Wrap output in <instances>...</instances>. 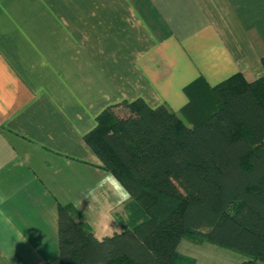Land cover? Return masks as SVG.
<instances>
[{
    "label": "crops",
    "instance_id": "crops-1",
    "mask_svg": "<svg viewBox=\"0 0 264 264\" xmlns=\"http://www.w3.org/2000/svg\"><path fill=\"white\" fill-rule=\"evenodd\" d=\"M262 56L264 0H0V264L58 255L59 204L97 239L106 211L123 231L110 190L84 196L111 173L84 140L104 109L141 99L183 117L231 76L258 78Z\"/></svg>",
    "mask_w": 264,
    "mask_h": 264
},
{
    "label": "trees",
    "instance_id": "trees-1",
    "mask_svg": "<svg viewBox=\"0 0 264 264\" xmlns=\"http://www.w3.org/2000/svg\"><path fill=\"white\" fill-rule=\"evenodd\" d=\"M260 66L191 99L183 117L141 99L104 109L84 140L132 193L123 231L101 243L59 204L58 255L45 264H195L182 238L264 264V56Z\"/></svg>",
    "mask_w": 264,
    "mask_h": 264
},
{
    "label": "clouds",
    "instance_id": "clouds-1",
    "mask_svg": "<svg viewBox=\"0 0 264 264\" xmlns=\"http://www.w3.org/2000/svg\"><path fill=\"white\" fill-rule=\"evenodd\" d=\"M111 182V183H110ZM108 189L111 191L112 196L115 198L117 205H125L133 199L131 191L119 181L118 178L112 173H108L106 177H102L95 186L90 188L85 194V197H90L92 202L96 199V193L98 190ZM115 219L110 217L109 212H104L99 219V227L101 236L98 237L99 242H103V238L110 236L113 230L117 229L111 226V222Z\"/></svg>",
    "mask_w": 264,
    "mask_h": 264
},
{
    "label": "rangeland",
    "instance_id": "rangeland-1",
    "mask_svg": "<svg viewBox=\"0 0 264 264\" xmlns=\"http://www.w3.org/2000/svg\"><path fill=\"white\" fill-rule=\"evenodd\" d=\"M116 112H118L120 115L126 114V110H124L122 108L116 109ZM181 241H182L181 244L183 242H187L190 245V248H189V250H187V252L193 253V255L198 257L197 264L200 263L201 259L203 261L208 260L210 262L219 263V264L220 263L221 264H239L240 263L239 260L245 258V256L242 254L236 253L235 251H232L230 249H227V248H224V247H221L218 245H215V247H212L213 248V249H211L212 251L208 252L210 250L208 249L207 245H204V243H207V242L197 243V242L190 241L186 238H182ZM208 244H211V243H208ZM212 245H214V244H212ZM214 248H221V250H222L221 253L217 252V250H215ZM180 249L182 250V246H180ZM225 252H228V253H225ZM229 254L234 256V259L231 258V255H229ZM195 263H196V261H195ZM255 264H263V262L257 261Z\"/></svg>",
    "mask_w": 264,
    "mask_h": 264
}]
</instances>
